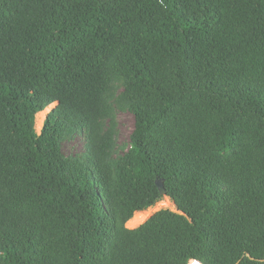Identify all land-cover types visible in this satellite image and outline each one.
<instances>
[{
  "label": "trees",
  "instance_id": "trees-1",
  "mask_svg": "<svg viewBox=\"0 0 264 264\" xmlns=\"http://www.w3.org/2000/svg\"><path fill=\"white\" fill-rule=\"evenodd\" d=\"M192 260L264 264V0H0V264Z\"/></svg>",
  "mask_w": 264,
  "mask_h": 264
},
{
  "label": "rangeland",
  "instance_id": "rangeland-1",
  "mask_svg": "<svg viewBox=\"0 0 264 264\" xmlns=\"http://www.w3.org/2000/svg\"><path fill=\"white\" fill-rule=\"evenodd\" d=\"M54 106H52L51 108H49L47 110L44 122H45V120L47 118V115L53 109ZM116 121H117V135H116V138H117L118 144L121 145V144H124V143H128L129 139H130V134H131V132H132V130L134 128V121H135L134 115L132 113H130V112H127V111H117L116 112ZM35 123H36V120H35ZM43 126H44V123H43ZM43 126H42V128H43ZM42 128H41L40 131L37 132L38 134L41 133ZM61 148H62V152L65 155H67V156H69V155L74 156V155L83 154L86 151V134L84 132L75 134L72 138L63 141ZM164 198H165V196H163L162 199H161V200H163L162 201L163 202L162 205L157 207V209H155L153 212H151L148 215V218L152 214H154L155 212H157V211H159L161 209H169V210L174 211V212H179L177 210V207H176L175 203L171 200L170 197L169 198H170L171 202L170 201H166ZM129 228H135V227H129Z\"/></svg>",
  "mask_w": 264,
  "mask_h": 264
},
{
  "label": "bare ground",
  "instance_id": "bare-ground-1",
  "mask_svg": "<svg viewBox=\"0 0 264 264\" xmlns=\"http://www.w3.org/2000/svg\"><path fill=\"white\" fill-rule=\"evenodd\" d=\"M55 103L49 105L46 109L40 111L37 113L36 115V123H35V129L36 131H40L42 126H43V123H44V119L46 117V113H47V110L49 108H51L52 106H54ZM166 201H170V198L168 196H165L164 198ZM163 200L161 201H158L155 205L143 210V211H138L134 214V216L127 222V226L128 227H136L138 226L141 222H143L144 220H146V218H148L147 216L153 212L155 209H157V207L161 206L162 205V202ZM168 203V202H167ZM166 206V205H165Z\"/></svg>",
  "mask_w": 264,
  "mask_h": 264
},
{
  "label": "water",
  "instance_id": "water-1",
  "mask_svg": "<svg viewBox=\"0 0 264 264\" xmlns=\"http://www.w3.org/2000/svg\"><path fill=\"white\" fill-rule=\"evenodd\" d=\"M58 105V102L55 103V106L53 107V109ZM52 109V110H53ZM51 110V111H52ZM156 184L157 186L159 187L161 193L163 196H165L167 194V191H166V188H165V184H164V181L162 179H157L156 180ZM182 213V212H180ZM183 214V213H182ZM189 264H200L199 262L195 261V260H192Z\"/></svg>",
  "mask_w": 264,
  "mask_h": 264
}]
</instances>
